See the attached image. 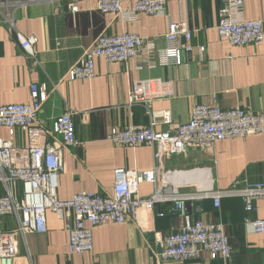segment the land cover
Wrapping results in <instances>:
<instances>
[{
    "label": "crops",
    "instance_id": "0c3cea01",
    "mask_svg": "<svg viewBox=\"0 0 264 264\" xmlns=\"http://www.w3.org/2000/svg\"><path fill=\"white\" fill-rule=\"evenodd\" d=\"M121 1L130 7L139 0ZM242 2L240 19L264 23V0ZM71 4L80 9L76 15L69 11ZM96 4L97 0H0V107L30 105V86L46 85L48 97L39 113V124L50 131L63 113H74L78 145L63 152L58 199L67 201L82 192L110 194L116 169L155 168L161 190L170 194L264 184V132L218 142L205 153L187 147L178 156H169L158 146L131 148L107 140L113 129L148 126L144 108L128 104L132 85L138 81L170 84V96L154 100L150 109L169 111L174 124L188 122L196 105L217 106L224 111L238 107L264 116V41L258 46L231 47L220 39L216 27L223 0H166L163 17L137 14L132 21L101 14ZM179 22L186 23L191 32L192 53L188 57L183 53L179 66H161L155 51L166 48L164 36L169 24ZM17 34L37 39L35 59L21 49ZM103 34H135L151 43L155 51L126 64L97 59L93 79L67 80L68 71L85 49ZM154 130L165 133L171 128L158 124ZM0 137L10 140L5 129L0 130ZM54 140L60 141L49 137L47 142ZM12 142L24 147L26 136L17 131ZM152 192L150 184L139 187L143 199ZM254 208L252 213L245 212L242 201L235 198L221 200L218 209L211 200L188 205L193 221L224 227L233 250L227 261H211L206 254L184 263L159 261L155 237L180 232L183 221L170 213L169 205H156L151 212L140 211L133 222L94 229L93 249L82 256L67 253L71 221L59 222L48 215L46 233L16 238L15 264H264V234L248 235L245 231L247 221L262 218L264 201H257ZM15 228L13 219H3L5 232Z\"/></svg>",
    "mask_w": 264,
    "mask_h": 264
},
{
    "label": "built area",
    "instance_id": "2783aa9c",
    "mask_svg": "<svg viewBox=\"0 0 264 264\" xmlns=\"http://www.w3.org/2000/svg\"><path fill=\"white\" fill-rule=\"evenodd\" d=\"M219 12L217 35L231 47L258 46L264 41L262 21H244L239 18L243 10L242 0H223ZM166 0H139L127 7L121 0H97L96 10L125 21H132L137 14L157 18L165 15ZM70 13L76 15L80 9L70 5ZM10 22V19L8 18ZM19 46L35 59L34 47L37 39L16 35ZM166 48L155 51L153 45L135 34L100 35L87 49L81 59L67 73L69 81L91 80L95 76V61L126 64L141 54H157L159 65L181 64V55L192 53L191 32L184 22L171 23L164 36ZM182 39L183 44H178ZM203 52L202 48L198 49ZM169 83L160 80L133 83L128 95L129 105H140L149 118L146 127L128 126L123 130L113 129L107 140L124 147L140 145L161 147L169 156L184 153L192 147L205 153L218 142L259 136L264 132V116L234 108L224 111L217 106L196 105L192 108L189 121L174 124L169 111H153L150 104L157 99L169 97ZM30 105L0 107V130L7 131L10 140L0 137V264H15L17 256L16 238L28 234L41 235L47 231V216L59 222L71 221L67 226L69 256H82L93 249V230L103 225H122L135 221L140 211L151 212L156 205H169L170 213L178 215L182 229L176 234L156 236L160 252L159 261L184 263L206 254L211 261H227L233 250L221 224H205L193 221L187 212L200 201L211 200L215 209L223 199L235 198L242 201L247 213L255 211L254 204L264 201V184L233 186L224 191L165 193L157 180V170L113 172L110 194L97 195L82 192L67 201L57 197L58 177L63 173V152L78 145L72 111H66L52 124L50 131L38 121L42 105L48 97L46 85L30 86ZM158 124L167 125L169 132H156ZM26 136V146H14L16 132ZM49 137H57L48 143ZM150 184L153 192L148 199L139 195V187ZM160 214L159 217H162ZM11 218L16 223L12 231L3 230V219ZM248 235L264 234V208L260 220L245 223Z\"/></svg>",
    "mask_w": 264,
    "mask_h": 264
}]
</instances>
